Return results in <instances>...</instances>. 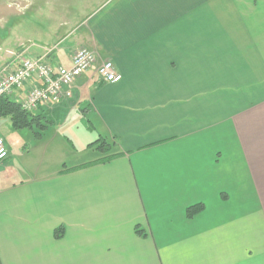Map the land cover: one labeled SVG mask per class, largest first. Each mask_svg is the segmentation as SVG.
<instances>
[{
	"label": "crops",
	"instance_id": "obj_1",
	"mask_svg": "<svg viewBox=\"0 0 264 264\" xmlns=\"http://www.w3.org/2000/svg\"><path fill=\"white\" fill-rule=\"evenodd\" d=\"M23 5L26 35L10 56L3 41L0 69L19 56L69 67L90 49L96 65L34 114L52 124L87 103L92 143L116 156L91 165L107 156L93 147L86 161L1 174L0 264H264V0H100L73 29L53 10L75 0ZM107 60L120 82L99 81ZM35 85L15 91L21 103ZM3 139L0 172L15 159Z\"/></svg>",
	"mask_w": 264,
	"mask_h": 264
},
{
	"label": "rangeland",
	"instance_id": "obj_2",
	"mask_svg": "<svg viewBox=\"0 0 264 264\" xmlns=\"http://www.w3.org/2000/svg\"><path fill=\"white\" fill-rule=\"evenodd\" d=\"M75 1L77 6L70 5L60 9H56L57 7L55 6V10H53L55 12H58V10H61L63 13L67 12V16L72 18L73 25L70 26L71 29L75 27V23L81 20V16L84 17L100 2V0H83V7H81V1ZM24 2L27 3V0H24ZM23 3L20 4L17 0H0V47H3V41L5 39H7V42L9 39L10 48L6 51L9 56L11 50L14 52L18 51V48L14 47L16 45L15 41L17 35H26V19L28 15L30 17L32 11L28 14V9ZM7 5L9 7H7ZM22 5L24 8H22ZM43 9L42 7V13H49L51 11ZM258 11L260 17H263L262 12H264V9H259ZM243 12L245 16L247 10L244 9ZM62 17L63 15H58L56 18L52 17L51 19L52 21L56 20V22H58ZM51 19H47L43 16H36L35 29L37 31H48L51 27ZM62 21L63 20H61V22ZM60 28L63 29V25H61ZM5 47H8V45ZM12 47H14V49H11ZM1 53L3 52L0 50V54ZM2 69H0V73L3 71ZM14 94L16 96L18 95L17 92ZM17 99L20 102L21 98L19 96H17ZM87 105V103L84 106L74 105L65 111H59L58 116L53 119L52 124L48 122L44 123H48V129L45 131L42 140H39L41 137L38 138V135H36L41 132L40 128L37 126L34 127V130L26 129L15 131L9 119H2L0 121V136L12 141V147L15 150L13 154L15 159L14 168L11 171H1L0 176L1 174L4 176L5 173H8V176L19 174L25 171L26 167H29V170H33L31 168L35 166L47 164L51 168L54 164L58 166L62 161L71 165L80 159L86 161L85 159L95 156L93 147L91 146L92 141L95 140V135L90 129V117L87 115L86 111ZM61 166L62 164L60 167Z\"/></svg>",
	"mask_w": 264,
	"mask_h": 264
},
{
	"label": "built area",
	"instance_id": "obj_3",
	"mask_svg": "<svg viewBox=\"0 0 264 264\" xmlns=\"http://www.w3.org/2000/svg\"><path fill=\"white\" fill-rule=\"evenodd\" d=\"M18 62L15 70H3L0 73V96H10L33 80H37L39 85H35L21 103L24 110L35 113L42 106L61 103L63 98L69 95L66 90L96 65L97 57L90 49L82 47L74 54L69 67H52L46 63L45 58L19 56ZM97 77L105 84L122 80V75L109 60L101 64L97 70ZM9 156L6 143L0 138V163L5 162Z\"/></svg>",
	"mask_w": 264,
	"mask_h": 264
},
{
	"label": "trees",
	"instance_id": "obj_4",
	"mask_svg": "<svg viewBox=\"0 0 264 264\" xmlns=\"http://www.w3.org/2000/svg\"><path fill=\"white\" fill-rule=\"evenodd\" d=\"M9 118L12 124V128L15 130H34V127L40 128L41 132L46 130L48 128L47 121L42 119L40 116L35 115L34 113L27 112L22 108L21 103H18L16 101L11 100L8 96H0V121L2 119ZM45 121V122H44ZM41 132L37 133L38 138L41 137ZM92 147H96V149L104 154L107 155L106 157L93 162L91 165H95L98 163H105L112 158H114L116 155H109L110 153V145L105 142L103 139H98L94 143L91 144ZM89 165V164H88ZM84 165V166H88ZM82 166V167H84ZM77 168H72L71 170H76ZM65 171V170H63ZM62 171V172H63ZM204 205L203 204H197L194 206H191L187 209L186 215L188 219H193L200 213L204 211ZM137 233L141 236H144L142 231L137 230ZM58 238L63 236L62 231H58L57 233Z\"/></svg>",
	"mask_w": 264,
	"mask_h": 264
}]
</instances>
